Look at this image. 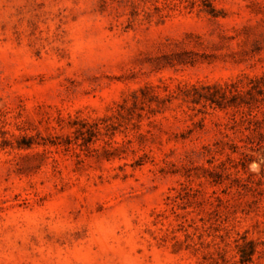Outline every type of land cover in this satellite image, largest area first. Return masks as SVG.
Masks as SVG:
<instances>
[{"label": "rangeland", "instance_id": "obj_1", "mask_svg": "<svg viewBox=\"0 0 264 264\" xmlns=\"http://www.w3.org/2000/svg\"><path fill=\"white\" fill-rule=\"evenodd\" d=\"M0 264H264V0H0Z\"/></svg>", "mask_w": 264, "mask_h": 264}]
</instances>
